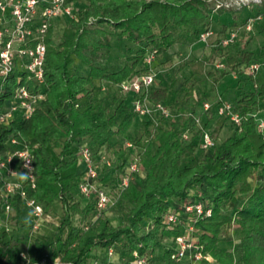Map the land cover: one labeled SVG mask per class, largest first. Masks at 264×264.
Segmentation results:
<instances>
[{
    "label": "trees",
    "instance_id": "trees-1",
    "mask_svg": "<svg viewBox=\"0 0 264 264\" xmlns=\"http://www.w3.org/2000/svg\"><path fill=\"white\" fill-rule=\"evenodd\" d=\"M246 9L250 13L244 17L241 11ZM225 12L233 13V27L227 29L224 24L215 32L214 51L220 52L226 63L239 69V76L245 75L254 85L252 91L232 103L233 111L243 117L240 127L232 124V134L215 143L212 149L205 152L198 148L201 131L192 116L200 109L199 100L194 99L192 79L205 73L210 58L187 59L180 68L189 67L192 74L183 82L187 91L179 103L169 104L168 86L156 84L151 88V100L165 103L181 116L162 120L159 125L145 119L146 137L139 146L141 171L133 174L111 209L123 213V222L115 225L108 213H102L84 229L83 224L90 223L95 214V206L93 200L81 198L78 193L83 172L74 146L88 142L98 159L100 153H111L108 154L111 164L101 166L98 181L105 187L108 180L116 187L131 154L125 143L136 142L128 133L137 117L132 106L136 95L114 97L117 105L111 113L110 106L95 97L98 83L119 87L122 81L148 72L144 57L153 50L157 51L154 62L157 67L162 63L161 57L177 43V31L192 41L201 32L213 30L215 13ZM258 16L261 18L255 21L257 24L264 19V0L239 10L215 9L212 0H87L77 19L71 21L74 29L63 32L58 40L55 37L59 20L51 23L45 37V98L31 117H17L9 126H0V153L7 151L11 137L31 149L37 176V187L31 196L47 210L56 201L63 208L56 228L30 246L29 253L35 261L60 259L67 264H85L93 249L106 253L115 246L120 260L110 264H130L134 250L147 257L148 264H157L156 251L162 248L163 240L175 241L190 223L197 231L203 254L211 256L217 264H264V132L259 131L257 121L258 117H264V66L253 75H246L243 70L254 62L264 64V56L253 49L227 54L225 48L235 43L227 47L219 44L220 37L232 30L240 33V27ZM243 17L242 25L236 27ZM114 32L128 41L127 50L134 53L112 70L95 58L110 53L113 47L110 37ZM78 63L85 67V73L78 72ZM15 86L13 74L0 91V111ZM213 119H216L214 111L204 116V126H211ZM219 126L213 130V136L220 131ZM186 129L191 131L189 140L182 137ZM115 139L124 145L116 148ZM52 150H58V154L55 156ZM255 171L259 172L260 180L252 186L249 179ZM239 194L246 195L245 200L230 211V204ZM82 200H86V205H82ZM7 201L15 211L10 221L19 223L24 212L29 213L19 196L0 197V222L5 221ZM195 203L204 210L198 218L183 206ZM208 209L210 215L206 214ZM168 212L179 218L171 227L164 222ZM145 220L149 221L147 227L143 225ZM29 223L30 227L31 218ZM233 223L238 241L227 248L224 238ZM27 234L21 235L17 227L1 231L0 264L7 258L15 263L20 261L19 252L28 242ZM174 252L175 248L166 249L162 264H188L173 258ZM102 262L105 263V257Z\"/></svg>",
    "mask_w": 264,
    "mask_h": 264
},
{
    "label": "built area",
    "instance_id": "built-area-1",
    "mask_svg": "<svg viewBox=\"0 0 264 264\" xmlns=\"http://www.w3.org/2000/svg\"><path fill=\"white\" fill-rule=\"evenodd\" d=\"M215 9L243 7L259 4L262 0H212ZM83 0H0V91L6 85L9 77L16 74V86L11 98L5 102L0 111V126H9L17 117L29 118L39 104L45 98V70H46V42L45 37L52 22L55 20L77 19L79 10L82 9ZM251 18L244 29L251 31L254 22L260 19ZM239 31L232 30L219 38V44L227 47L238 39ZM217 35L212 29L203 31L198 36V41L209 44L215 40ZM157 58V51L148 52L144 57V64L149 71L135 75L122 81L119 84L123 95L135 94L132 106L133 110L141 119H150L155 125L162 120H169L180 117V113L172 112L171 108L163 102L153 101L150 98L151 88L157 83L158 71L154 69V62ZM224 60V58H223ZM219 60L215 66L224 69L226 61ZM264 64L254 62L243 68L246 75H253L261 71ZM236 76V72H233ZM214 111L216 120L228 119L235 127H240L243 117L233 111L230 102L219 99L213 104L206 100L202 102L201 109L192 116L194 124L201 131L198 148L208 151L215 146L213 129L204 126L203 118L210 116ZM258 129L264 132V117H258ZM191 131L186 129L182 132L184 140H189ZM8 149L0 153V190L1 197L8 199L11 196H19L22 199L23 207L31 216V225L27 234L28 242L20 250V261L15 263L13 259L7 258L1 264H67L60 259L48 262L47 260L35 261L29 253L30 246L35 240L44 234L43 229L48 222L51 211L45 209L44 204L38 202L31 196L37 187V176L31 149L16 137H11L8 142ZM126 148L131 150L129 163L125 172L118 181L114 193L108 192L98 181L99 170L103 164L110 165L111 159L100 153L99 159L92 152L88 142L79 144L78 162L83 172L81 182L78 186V193L81 198L93 200L95 214L90 223L83 224L84 229L96 222L102 213H108L118 202L122 192L128 186L130 179L135 172L141 171L140 151L132 141L125 143ZM98 160V162H97ZM186 211L193 212L197 218L203 214L201 204H184ZM12 211L10 202L5 203V221L0 222V229H9V216ZM207 215L211 214L208 209ZM164 220L168 224L179 220L175 213L168 212ZM194 226L187 224L184 234L176 238L177 248L172 254L173 258L184 259L189 257L191 261L209 259L204 255L198 241L192 243L190 234L194 233ZM120 260V252L115 246L107 249L105 263L97 260H89L85 264H110ZM130 264H148V258L134 250Z\"/></svg>",
    "mask_w": 264,
    "mask_h": 264
},
{
    "label": "rangeland",
    "instance_id": "rangeland-1",
    "mask_svg": "<svg viewBox=\"0 0 264 264\" xmlns=\"http://www.w3.org/2000/svg\"><path fill=\"white\" fill-rule=\"evenodd\" d=\"M87 0H83V3H81V7L83 8L86 4ZM253 5H249L248 7H252ZM242 7L234 6L232 9L239 10ZM248 13L247 9L241 11L242 16H246ZM241 18L238 22H240L236 27L241 26L242 20ZM233 13L232 12H225V13H215L212 18V27L214 32H218L221 30L224 24H227V29H230L233 22ZM72 20L70 19H64L62 21L59 20V22L56 23V40L61 38V35L63 32H71L74 27L72 25ZM241 32L239 33L238 39L235 42V44L231 45L228 48H225L224 51L227 52V54H238L240 50H246V49H253L257 52V54H262L264 56V19H261L260 23H256L253 25V28L251 31H244L243 26L240 27ZM178 32V41L176 44H174L166 53L164 56L161 57L160 65L157 67L154 66V69L158 71L159 78L157 79V84H161L164 86H168L170 88L169 92V104L175 105L179 103L182 98L185 96V93L187 89L183 86V82L191 77L192 71L189 67L180 68L182 63H184L187 59L190 58H210L205 73H203L201 76L195 77L192 80H194V85L192 86L194 99L199 100V109H201V105L203 101H210L213 106L217 103L219 99H222L224 101L234 103L235 99L241 96L242 94L246 92H250L254 89V85L250 79L245 78V75H238V70L235 69L232 64L227 63V66L224 69H218L215 64L219 60H225L224 56H221L220 52L214 51L215 48V41L214 39L211 40L209 44L203 43L198 41L197 39H193L192 41H188L185 36ZM215 33V34H216ZM111 43L113 45L110 53L108 55H102L99 58H95L96 62H100L106 66H108L110 69L115 70L118 69L120 66H122L126 59L132 55L134 52H129L127 50L128 41L121 35H119L118 32H114V34L110 37ZM223 60V61H224ZM226 61V60H225ZM77 70L80 73H85L86 69L82 66V64H77ZM209 72H211V75H209ZM224 72H227L224 74ZM233 72H236V76H234ZM264 72V69H263ZM239 76V77H238ZM238 77V78H237ZM123 93L120 91L118 86H114L105 82L98 83V87L95 93V97L98 100H102L105 104L110 106V112L112 113L117 105V103H114V97H117L118 99H121L123 97ZM264 115V110H263ZM261 115V116H263ZM205 116V115H204ZM220 125V131L218 133L214 132V139L216 143L221 142L223 139L228 137L233 132V126L230 120H212V129L214 130L216 126ZM145 127V119H141L138 116L135 118L133 125L129 129V135L131 138L136 139V146L139 147L142 145L143 140L145 139L146 135L144 134V128ZM131 141V140H129ZM114 145L116 148L119 146L124 145V143H121L120 141L116 140L114 141ZM76 152H78L79 145H75L73 148ZM52 153L56 156L58 154V150H52ZM109 155H112L108 152ZM108 154H106L108 156ZM200 156V154H198ZM98 162V160H97ZM252 186H255L258 181L260 180V175L258 171H255L253 176L249 179ZM108 182V186H105V189L108 192L114 193L115 187L114 183L111 181H105ZM0 197H1V190H0ZM246 195L239 194L236 201L232 202L229 206V210H233L237 206H240L241 203L245 200ZM82 205H86V200L81 201ZM52 212L51 215L48 218V222L45 224L43 232L49 233L52 232L56 226L60 223L62 216H63V208L59 201H56L52 208L50 209ZM15 215V211H11L9 216V229L14 230L17 227V230H19L20 234L26 235L29 231V222H30V214L28 212H24L22 220L17 223V221L12 220L10 221L11 217ZM109 218L112 220L113 224L118 225L123 222V213L119 210H110L108 212ZM165 222V220H164ZM2 223V222H1ZM144 226L149 225V221L145 220ZM172 224L170 225V227ZM185 230L187 229V226L185 225ZM235 224L233 223L230 225L225 234L224 238V246L227 248L233 246L235 243H237L238 238L235 231ZM0 229V234L1 231ZM198 235L197 231L194 230V233L192 232L190 234V238L193 239L192 243H195L198 241ZM168 248H177V241H173L172 238H165L163 240V246L162 248L158 249L156 251V263L162 264V254L163 252ZM91 258L90 260H97L101 263L102 259L105 257V251L100 249H93L91 252ZM184 262L188 264H217L211 256H209V259H203L199 261H191L189 257H185L183 259ZM118 263V261H116Z\"/></svg>",
    "mask_w": 264,
    "mask_h": 264
}]
</instances>
